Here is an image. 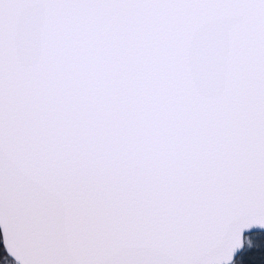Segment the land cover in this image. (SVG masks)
I'll return each instance as SVG.
<instances>
[{"label": "snow or ice", "instance_id": "6c2138e0", "mask_svg": "<svg viewBox=\"0 0 264 264\" xmlns=\"http://www.w3.org/2000/svg\"><path fill=\"white\" fill-rule=\"evenodd\" d=\"M264 228V0H0V264H233Z\"/></svg>", "mask_w": 264, "mask_h": 264}, {"label": "trees", "instance_id": "16d2710c", "mask_svg": "<svg viewBox=\"0 0 264 264\" xmlns=\"http://www.w3.org/2000/svg\"><path fill=\"white\" fill-rule=\"evenodd\" d=\"M0 257L11 259L2 247V242H0ZM233 264H264V232H255L245 236V247Z\"/></svg>", "mask_w": 264, "mask_h": 264}, {"label": "water", "instance_id": "95a60500", "mask_svg": "<svg viewBox=\"0 0 264 264\" xmlns=\"http://www.w3.org/2000/svg\"><path fill=\"white\" fill-rule=\"evenodd\" d=\"M255 232H264V228H261V227H258V226H253L250 229H247V230L244 231V233H243V238H244L243 246L240 249H238V250L235 251L234 256H233V261L243 251V249L245 247V236L248 235V234H251V233H255ZM6 253H7V251H6Z\"/></svg>", "mask_w": 264, "mask_h": 264}, {"label": "rangeland", "instance_id": "374dc122", "mask_svg": "<svg viewBox=\"0 0 264 264\" xmlns=\"http://www.w3.org/2000/svg\"><path fill=\"white\" fill-rule=\"evenodd\" d=\"M9 261H11V259H8ZM12 264H14V262H12Z\"/></svg>", "mask_w": 264, "mask_h": 264}]
</instances>
